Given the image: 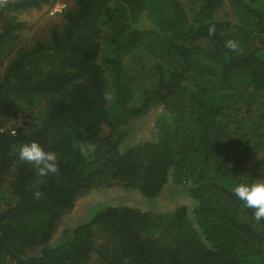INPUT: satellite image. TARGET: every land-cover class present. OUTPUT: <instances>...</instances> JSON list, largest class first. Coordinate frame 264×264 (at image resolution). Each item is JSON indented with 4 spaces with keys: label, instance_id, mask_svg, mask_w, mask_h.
<instances>
[{
    "label": "trees",
    "instance_id": "1",
    "mask_svg": "<svg viewBox=\"0 0 264 264\" xmlns=\"http://www.w3.org/2000/svg\"><path fill=\"white\" fill-rule=\"evenodd\" d=\"M50 2L0 5V264H264V0H67L23 43ZM104 184L196 204L73 225Z\"/></svg>",
    "mask_w": 264,
    "mask_h": 264
},
{
    "label": "rangeland",
    "instance_id": "2",
    "mask_svg": "<svg viewBox=\"0 0 264 264\" xmlns=\"http://www.w3.org/2000/svg\"><path fill=\"white\" fill-rule=\"evenodd\" d=\"M44 8L46 7L43 6L38 10H31L18 16V20L25 23V28L21 34L23 43L30 42L34 40L33 38H38V33L47 30L46 28L49 23L57 20L56 18L49 20L47 18V13L45 14ZM259 109L261 110L262 107ZM162 111L161 108H156L141 120L132 122V132L129 133L130 137L127 138L129 140L125 142L126 144H124L123 147L134 146L149 139L153 135L155 118L159 117L163 113ZM16 123H18V121ZM177 190L179 192H173L171 189L155 202H152L142 198L137 191L124 190L114 184L111 187L104 184L98 187V189L91 191L84 199L77 202L76 208L71 214V222L75 225L78 221L86 220L98 207L107 204L138 207L145 212H158L163 214L170 211L174 213L177 209L183 208L187 210L188 216L192 217V210L196 202L190 199L187 187L183 189L179 187ZM72 224L66 227L62 226L61 228H69Z\"/></svg>",
    "mask_w": 264,
    "mask_h": 264
},
{
    "label": "built area",
    "instance_id": "3",
    "mask_svg": "<svg viewBox=\"0 0 264 264\" xmlns=\"http://www.w3.org/2000/svg\"><path fill=\"white\" fill-rule=\"evenodd\" d=\"M9 1L16 2L17 0H0V5ZM50 4L43 5L46 8L45 14L47 13V18L54 19L62 15L67 9V0H50ZM42 6V7H43ZM38 10V9H37Z\"/></svg>",
    "mask_w": 264,
    "mask_h": 264
},
{
    "label": "clouds",
    "instance_id": "4",
    "mask_svg": "<svg viewBox=\"0 0 264 264\" xmlns=\"http://www.w3.org/2000/svg\"><path fill=\"white\" fill-rule=\"evenodd\" d=\"M50 20H52V19H50Z\"/></svg>",
    "mask_w": 264,
    "mask_h": 264
},
{
    "label": "crops",
    "instance_id": "5",
    "mask_svg": "<svg viewBox=\"0 0 264 264\" xmlns=\"http://www.w3.org/2000/svg\"><path fill=\"white\" fill-rule=\"evenodd\" d=\"M49 19V18H48ZM50 20V19H49Z\"/></svg>",
    "mask_w": 264,
    "mask_h": 264
}]
</instances>
